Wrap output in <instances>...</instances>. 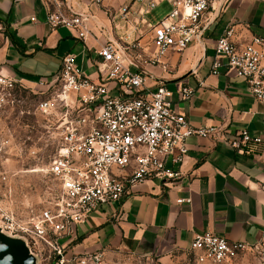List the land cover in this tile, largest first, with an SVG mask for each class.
Wrapping results in <instances>:
<instances>
[{
    "label": "built area",
    "instance_id": "2783aa9c",
    "mask_svg": "<svg viewBox=\"0 0 264 264\" xmlns=\"http://www.w3.org/2000/svg\"><path fill=\"white\" fill-rule=\"evenodd\" d=\"M39 1L51 28L63 27L79 40L89 36L93 16L78 10V3ZM135 1H149L150 8L156 7V0ZM214 1L170 0L171 13L157 25L147 23L153 52L142 45L141 36L109 41L97 53L101 59L95 64L97 80L87 76L77 65L76 55L70 53L54 77L37 82L36 90L44 99L35 111L43 118L42 127L55 146L46 173L56 182L57 191L39 211L27 216L0 208V229L23 239L38 261L105 264L102 253L68 256L66 250L76 241L78 226L104 213L106 207L119 206L146 181L174 185L188 156V140L218 133L215 128H193L186 116L174 109L173 92L164 84L148 87L143 70L144 65L164 67L162 60L169 52H183L201 42L210 24L205 16ZM91 2L102 5V0ZM128 12L124 9L123 19H128ZM215 53L212 75L225 69L244 80L264 107V38L240 43L230 27L216 41ZM203 85L200 82L199 87ZM24 88L0 75L2 102L7 97L10 103L20 104L16 94ZM195 91L186 86L179 94L187 101ZM261 142L248 130L228 140L239 152ZM189 202L178 200V204ZM246 248V244L205 232L194 236L190 251L199 264H232Z\"/></svg>",
    "mask_w": 264,
    "mask_h": 264
},
{
    "label": "crops",
    "instance_id": "0c3cea01",
    "mask_svg": "<svg viewBox=\"0 0 264 264\" xmlns=\"http://www.w3.org/2000/svg\"><path fill=\"white\" fill-rule=\"evenodd\" d=\"M73 1L78 10L93 16L85 40L63 27L51 28L39 0H0V23L8 24L14 39L0 48L1 76L34 88L40 79L54 77L71 53L79 68L97 80V53L109 41L141 36L142 45L154 51L147 27L154 25L147 19L153 9L149 1L102 0L101 6ZM164 2L171 6L170 0H156V7ZM126 8L129 16L123 19ZM205 19L210 24L201 42L169 52L164 67L144 65L143 70L148 87L164 84L173 92L174 109L193 128H215L218 133L188 140V156L174 185L146 181L119 206L106 207L79 225L68 256L102 253L105 261L121 253L169 256L191 252L194 236L205 232L246 245L264 239V107L244 80L225 69L217 76L211 73L216 41L226 29L233 27L240 43L264 38V0H215ZM186 86L196 89L187 101L179 94ZM242 130L262 142L251 143L243 152L233 149L228 140Z\"/></svg>",
    "mask_w": 264,
    "mask_h": 264
},
{
    "label": "rangeland",
    "instance_id": "374dc122",
    "mask_svg": "<svg viewBox=\"0 0 264 264\" xmlns=\"http://www.w3.org/2000/svg\"><path fill=\"white\" fill-rule=\"evenodd\" d=\"M172 11L164 2L152 9L147 19L159 24ZM7 25L0 23V48L9 41ZM34 88L21 89L12 104L0 89V208L27 216L39 211L57 191V184L46 169L55 153V146L46 135L43 118L35 108L44 97ZM2 92V93H1ZM40 264H56V259L42 260ZM105 264H199L191 252H175L169 256L141 257L116 254ZM212 264V263H204ZM232 264H264V239L247 245Z\"/></svg>",
    "mask_w": 264,
    "mask_h": 264
},
{
    "label": "water",
    "instance_id": "95a60500",
    "mask_svg": "<svg viewBox=\"0 0 264 264\" xmlns=\"http://www.w3.org/2000/svg\"><path fill=\"white\" fill-rule=\"evenodd\" d=\"M0 264H39L27 243L8 236L0 229Z\"/></svg>",
    "mask_w": 264,
    "mask_h": 264
},
{
    "label": "trees",
    "instance_id": "16d2710c",
    "mask_svg": "<svg viewBox=\"0 0 264 264\" xmlns=\"http://www.w3.org/2000/svg\"><path fill=\"white\" fill-rule=\"evenodd\" d=\"M10 40L12 41V42H14V39L10 36Z\"/></svg>",
    "mask_w": 264,
    "mask_h": 264
}]
</instances>
